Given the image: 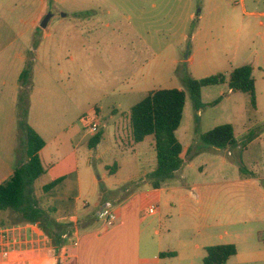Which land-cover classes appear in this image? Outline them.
I'll list each match as a JSON object with an SVG mask.
<instances>
[{
  "label": "rangeland",
  "instance_id": "rangeland-1",
  "mask_svg": "<svg viewBox=\"0 0 264 264\" xmlns=\"http://www.w3.org/2000/svg\"><path fill=\"white\" fill-rule=\"evenodd\" d=\"M21 2L22 7L16 10L2 5L0 8V151L7 142L21 152V160L25 158L16 101L20 92L17 78L29 62L31 74L24 86L26 123L49 148L55 136L71 133H75V137L71 134L75 146V140L89 135L81 118L96 114L98 131H103L101 143L94 149L82 143L76 149L81 172L90 166L100 181L105 165H137L140 171L147 167L150 137L135 145L133 151L118 154L119 147L131 144L129 108L146 93L163 88L184 90L185 75L196 80L227 75L246 56L234 58L231 34L222 26H213L214 21L221 22L231 12V5L213 10L209 0ZM235 10L240 13V5ZM251 11L246 8V12ZM45 18L46 26L42 28L40 23ZM251 47L245 44L244 49ZM185 93L175 135L182 147L189 148L181 168L167 182L184 184L182 197L163 215L165 223H155L154 228L160 234L170 230L172 238L165 246L175 253L173 261L177 264H202L204 248L220 244H231L236 249L225 264H245L244 254L262 246L254 229L264 228L248 218L257 207L256 197L248 183L240 182V168L256 172L264 183V135L258 136L260 127L246 94L227 93L225 85L203 87L202 107L197 113ZM221 124L232 125L237 140L244 135L239 146L214 149L200 142L199 134ZM7 171L0 170V181ZM48 182L46 172L32 185L33 195L45 206L50 205V195L41 187ZM100 189H104L102 182ZM125 194L118 192L113 197ZM84 200L93 207L89 195ZM143 206H156L155 200L147 199ZM158 206L164 213L165 206ZM0 220L13 223L16 218L4 212ZM187 244L193 250L187 252Z\"/></svg>",
  "mask_w": 264,
  "mask_h": 264
},
{
  "label": "crops",
  "instance_id": "crops-1",
  "mask_svg": "<svg viewBox=\"0 0 264 264\" xmlns=\"http://www.w3.org/2000/svg\"><path fill=\"white\" fill-rule=\"evenodd\" d=\"M209 2L213 10L219 9L221 5L223 7L231 5V12L227 13L221 22L214 21L213 26H222L223 30L231 34L234 39V58L246 55L244 62L236 67L241 65L253 67L252 76L256 98L255 108L252 110L255 123L260 127L258 136L262 138L264 135V0H209ZM1 5L3 8L8 9L7 6H9V9L16 10L22 7V2L21 0H0V8ZM237 5H240V13L235 10ZM246 8L252 11L246 12ZM249 43L252 46L251 49H244L245 44L249 45ZM227 93L231 92L227 89ZM71 134L75 137V133ZM71 134L55 136L50 141V148L44 141V147L39 151V158L44 169L42 175L48 172L49 182L60 179L47 194L50 195V205L55 208V221L67 228L68 232L63 234L65 238L62 237L64 244L58 248L52 247L48 237L37 224L8 222L0 227L24 226L26 234L36 239V247L32 250L12 251L6 258L0 257V264H177L173 261L176 255L174 257L160 256V253L172 252L165 246L166 241L172 238L170 230L160 234L159 230L154 228V224L163 225L165 223L163 215H166L172 208L175 200L182 197V185L184 184L175 181L167 185L170 181L168 180L159 188L154 189L143 180L144 176L155 167L152 138L147 136L150 138L147 139L148 156L145 159L147 166L145 169L140 171L137 165L125 167L118 164L115 170L109 172V166L105 165V173L100 181L95 178L90 166L81 172L78 164L76 148L82 143L87 146L91 134L75 140V146H72ZM147 137L138 144L143 143ZM242 137L244 135L240 136L241 140L235 138V147L240 145ZM101 141L102 138L99 143ZM135 145L137 144L131 142L128 148L119 147L118 154L123 155L133 151ZM188 148L189 146L182 147L183 162L185 160L183 155ZM20 156L21 152L15 146L5 142L0 151V170L8 171L0 183L9 177L15 165L22 161ZM252 173L253 176L240 174V182L248 183L256 197L257 207L248 218L255 220L264 228V183L261 182L259 174ZM106 176L116 177L117 180L111 181ZM100 182L104 183L103 191L100 189ZM127 183H138L137 185L142 187L119 192L126 194L122 198L120 196L114 198L113 195ZM87 195L94 200L93 207H90L89 203L84 200V196ZM147 199L155 200L157 212L154 215H143L144 209L149 207L143 206ZM158 205L165 206L164 213H161ZM101 207L109 208L116 214L117 219L114 224L108 226L97 218ZM2 213L4 212H0V215ZM254 232L258 233V242L262 246H259L257 252L251 251L244 254L243 263L245 264L264 263V237L262 235L264 229L255 228ZM180 245L182 247L184 243L181 242ZM189 248L193 250V247L187 244V252ZM189 257L187 255V258Z\"/></svg>",
  "mask_w": 264,
  "mask_h": 264
},
{
  "label": "trees",
  "instance_id": "trees-1",
  "mask_svg": "<svg viewBox=\"0 0 264 264\" xmlns=\"http://www.w3.org/2000/svg\"><path fill=\"white\" fill-rule=\"evenodd\" d=\"M253 67L241 65L225 74H215L201 79H194L185 75L182 79L184 90L178 88H163L146 93L128 111L129 139L138 144L145 137L150 136L155 152V167L147 173L143 180L151 188L157 189L160 185L174 177L176 171L183 164L181 158L182 146L176 138L175 132L180 125L182 111L188 93L195 111L202 107L200 90L206 86L226 85L228 91L241 92L248 96L250 107L255 108V88L252 76ZM31 74V64L25 63L18 75L17 83L20 86L16 106L18 110L17 127L24 135L25 158L17 163L10 176L0 183V212H11L15 215V223L37 224L46 234L50 245L58 248L64 244L62 235L67 231L66 226L57 223L54 219L55 208L52 205H41L33 195L32 185L43 173L44 169L39 158V151L44 147V140L26 123L27 117V88ZM218 101L215 100L213 103ZM103 131L99 130L87 142V147L93 149L102 138ZM200 142L214 149L233 148L236 139L233 127L230 124H221L199 134ZM116 164L108 167L109 172L115 170ZM242 175L253 176L252 172L240 168ZM60 179L44 184L43 193H47ZM138 183H127L120 187L118 192H125L136 188ZM8 221H0V225ZM205 255L202 264H225L236 254L231 244L212 245L204 248ZM160 256L174 257V252L160 253Z\"/></svg>",
  "mask_w": 264,
  "mask_h": 264
},
{
  "label": "built area",
  "instance_id": "built-area-1",
  "mask_svg": "<svg viewBox=\"0 0 264 264\" xmlns=\"http://www.w3.org/2000/svg\"><path fill=\"white\" fill-rule=\"evenodd\" d=\"M81 121L91 135L98 132L99 120L96 114L93 113V116L88 119L82 117ZM156 212V206H149L144 209L143 215L150 216ZM97 218L108 226L114 224L117 219L112 210L104 207L99 209ZM62 237L65 238V235ZM35 247L36 239L32 235L26 234L24 226L0 227V257L6 258L12 251L32 250Z\"/></svg>",
  "mask_w": 264,
  "mask_h": 264
},
{
  "label": "water",
  "instance_id": "water-1",
  "mask_svg": "<svg viewBox=\"0 0 264 264\" xmlns=\"http://www.w3.org/2000/svg\"><path fill=\"white\" fill-rule=\"evenodd\" d=\"M47 19H43L40 23V27L44 28L46 26Z\"/></svg>",
  "mask_w": 264,
  "mask_h": 264
}]
</instances>
